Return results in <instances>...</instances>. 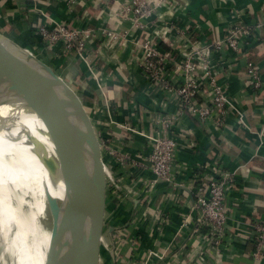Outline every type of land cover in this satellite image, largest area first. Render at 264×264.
Returning <instances> with one entry per match:
<instances>
[{"label": "crops", "instance_id": "obj_1", "mask_svg": "<svg viewBox=\"0 0 264 264\" xmlns=\"http://www.w3.org/2000/svg\"><path fill=\"white\" fill-rule=\"evenodd\" d=\"M119 6V0H75L71 5L68 0H0V32L23 47L37 48L39 57L76 89L93 111L115 149L129 156L127 171L138 183L137 187H142L139 195L131 193L136 264H264V257L255 262L250 254L252 229L258 223L264 225V0H171L169 7L160 10L166 23L171 22L180 30L187 29L197 36L201 45L210 44L213 62L218 63L215 62L217 80L224 84L225 94L231 100L224 122L218 128L211 122L200 124L186 112L180 113L178 105L155 84L147 82L138 68L134 41L144 39L148 31L129 26L119 18ZM46 16L82 28L105 26L119 31L128 28L129 33L124 43L112 47L106 44L104 37L94 36L87 48L89 63L94 67V71H90L75 54L61 55L58 45L52 52H46L35 42L34 24L47 22ZM238 19L250 23L262 21L263 26L246 47L245 55H237L225 46L217 51L214 43L222 39ZM148 23V30L157 28L154 20ZM168 34L176 48L190 44L174 31ZM161 48L171 49L165 42L161 43ZM246 59L260 67L261 88H253L245 76ZM167 66L172 75L178 77L179 70L171 63ZM94 75L101 77L100 86ZM163 111L178 115L176 123L180 131L194 141L192 146L181 144L177 163L199 168L197 175L188 170L178 174L182 187H173L169 198L161 180L147 186L153 175L142 151L144 141L139 136H130L116 123L138 124L146 132H152L156 127L155 113ZM10 145L23 182L24 243L26 234L36 232L37 222L45 218L46 211L21 151L12 139ZM220 167L229 170L234 180L226 197L228 219L221 246L223 260L216 262L208 253L202 255L203 260L198 254L197 245L204 241L195 229L191 203L192 186L207 181ZM27 202L28 209L24 208ZM25 213L36 220L34 227L27 231Z\"/></svg>", "mask_w": 264, "mask_h": 264}, {"label": "built area", "instance_id": "obj_2", "mask_svg": "<svg viewBox=\"0 0 264 264\" xmlns=\"http://www.w3.org/2000/svg\"><path fill=\"white\" fill-rule=\"evenodd\" d=\"M68 1L71 5L75 0ZM119 1L120 16L118 17L127 22L129 26L148 31L144 39L134 41L138 50L136 55L138 68L147 82L155 84L169 100L178 105L180 113L186 112L200 124L211 122L217 128L220 127L226 116V108L231 105V100L225 94L224 84L217 80L216 64L218 63L213 62L210 44L201 45L197 36L187 29L180 30V27H173L171 22H165L160 10L166 6L169 7L171 0ZM46 18L47 22L38 21L34 24L33 35L36 37L37 44L46 52H52L54 46L58 45L61 55L75 54L78 59L86 63L90 71H94V67L89 63L87 48L88 42L92 41L94 36L104 37L106 44L112 47L118 43H124L129 33L128 28L120 31L105 26L89 29L55 21L50 16ZM150 20L151 22L154 20L157 27L153 31L148 30ZM261 26H263L262 21L250 23L238 19L236 23L230 25L222 39L214 43L215 49L220 51L225 46L237 55H245L246 47ZM169 31H174L176 35L179 34L186 42L190 41V44H183L176 48L172 41L173 38L168 34ZM162 42L167 43L171 49L161 48ZM30 49L36 52L37 48ZM168 63L179 70L178 77L172 75L170 67L167 66ZM245 76L253 88L262 87L260 67L250 59L245 61ZM94 77L100 86L101 77L97 75ZM153 119L156 127L152 132H146L138 124L116 123L130 136H139L144 141L141 146L142 151L146 155L149 171L153 175V179L147 186H154L158 180H161L165 183L166 189L170 190H165L166 197L169 198L168 194L173 187L177 185L182 187L178 174L188 170L197 175L199 168H188L176 161L177 151L181 148V144L192 146L194 141L188 138L182 130L180 131L179 123H176L178 115L163 111L155 113ZM175 128H179V131ZM113 149L131 193L139 195L142 187L141 189L137 187L138 183L127 171L129 156L115 149L114 146ZM233 180L232 173L220 167L219 171L207 177V181L197 182L192 186L191 209L195 212V229L204 241V244L197 245L201 260L205 259L202 256L205 253L214 257L216 262L223 260L221 246L228 219L226 197ZM183 183L185 184V181ZM188 186L192 188L191 185ZM252 230L250 254L256 262L264 257V225L258 223Z\"/></svg>", "mask_w": 264, "mask_h": 264}, {"label": "water", "instance_id": "obj_3", "mask_svg": "<svg viewBox=\"0 0 264 264\" xmlns=\"http://www.w3.org/2000/svg\"><path fill=\"white\" fill-rule=\"evenodd\" d=\"M29 48L0 32V106L28 109L66 186L71 223L61 233L51 227L43 264H69L75 236L88 242L81 264H136L132 195L110 138L76 89Z\"/></svg>", "mask_w": 264, "mask_h": 264}, {"label": "bare ground", "instance_id": "obj_4", "mask_svg": "<svg viewBox=\"0 0 264 264\" xmlns=\"http://www.w3.org/2000/svg\"><path fill=\"white\" fill-rule=\"evenodd\" d=\"M6 124V125H5ZM6 126L12 132L21 151L25 165L30 175L36 181L40 197L46 211L45 218L38 222L40 232V264H43L46 246L48 243L50 229L54 227L59 233L63 232L64 223L70 226L71 218L67 213V193L65 181L60 170L46 159V156L53 154L51 143L45 135H42L35 119L24 107L16 105L0 106V234L5 236L6 226L18 228V246H21L24 227L22 224V190L21 180L18 174V165L10 145L11 137L8 135ZM40 144V149H37ZM14 160V161H12ZM15 167V168H14ZM45 223L46 225L42 224ZM6 224V226L4 225ZM36 224V220L25 213L26 231L30 230ZM16 234V232H15ZM68 237V234H66ZM77 237V238H76ZM4 238V237H3ZM85 239L81 236H75L69 244L73 256L69 264H81L85 255ZM16 243V242H15ZM2 247V246H1ZM0 264H14L16 258L18 264L21 259L16 252L9 250L6 254L1 251ZM66 248V247H65ZM12 252V253H11ZM9 253L11 255H9ZM14 254V255H13ZM8 256H16L14 261L8 259ZM11 257V258H12ZM21 264V263H20Z\"/></svg>", "mask_w": 264, "mask_h": 264}, {"label": "rangeland", "instance_id": "obj_5", "mask_svg": "<svg viewBox=\"0 0 264 264\" xmlns=\"http://www.w3.org/2000/svg\"><path fill=\"white\" fill-rule=\"evenodd\" d=\"M34 53L37 54V56H40V55H38L37 52H34ZM6 129L10 133L11 139L17 145L12 132L9 130V128L7 126H6ZM21 156H22V154H21ZM12 161H14V160H12ZM20 184L22 186L23 182L20 183ZM39 196H40V193H39ZM27 207L30 208L28 202L26 204H24V208L28 209ZM38 222H37V225H36V232L33 235L26 234V238L24 240V243H21V246H18L19 243H18V235H17L18 228H16L17 226L13 228L14 224L12 225V227H8V226H6V224H4L6 226V229L4 230L6 235L3 236L4 237L3 238V237H1V235H3L4 233L0 234V247L2 246L1 247V251H3V253L6 254L7 252H9V250H13V248H14V252H16V249H17L16 247H18L17 255L19 256V259H21L19 264L21 262H22V264H40V260H39V256H40V250H39L40 241H39V239H40L41 236H40V232H39L40 230L38 228ZM15 232H16V234H15ZM85 232H86V234H88V229H86ZM85 241H86L85 245H86V248H87V244H88L87 239H85ZM9 255H11V254L9 253ZM11 257L12 256H10V257L8 256V259H11L12 262H13L14 258H16V256H13L12 258ZM6 264H8V263H6ZM14 264H18L17 258H16V262H14Z\"/></svg>", "mask_w": 264, "mask_h": 264}, {"label": "trees", "instance_id": "obj_6", "mask_svg": "<svg viewBox=\"0 0 264 264\" xmlns=\"http://www.w3.org/2000/svg\"><path fill=\"white\" fill-rule=\"evenodd\" d=\"M35 40H36V39H35ZM35 42H37V40H36Z\"/></svg>", "mask_w": 264, "mask_h": 264}]
</instances>
